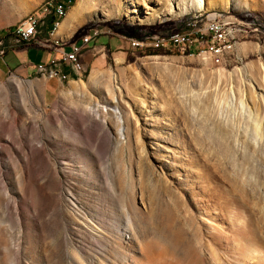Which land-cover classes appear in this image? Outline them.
Segmentation results:
<instances>
[{
	"label": "rangeland",
	"instance_id": "374dc122",
	"mask_svg": "<svg viewBox=\"0 0 264 264\" xmlns=\"http://www.w3.org/2000/svg\"><path fill=\"white\" fill-rule=\"evenodd\" d=\"M204 2L90 0L71 42L102 35L60 97L0 81V264H264V0ZM207 14L250 31L222 63L189 55L204 34L132 47Z\"/></svg>",
	"mask_w": 264,
	"mask_h": 264
},
{
	"label": "built area",
	"instance_id": "2783aa9c",
	"mask_svg": "<svg viewBox=\"0 0 264 264\" xmlns=\"http://www.w3.org/2000/svg\"><path fill=\"white\" fill-rule=\"evenodd\" d=\"M73 3L74 0H58L54 6L49 7L47 13L35 16L34 21L22 28L20 32L7 34L6 39L0 40V55L3 56L9 49L14 47L32 44L43 48H55L61 54V58L56 61H63V64L68 65L76 74L81 75L85 69L83 62L84 55H77V48H85V52L90 49L94 41L101 37L102 33L100 29H91L89 33L74 42L61 40L52 43L49 38H39V28L45 20H52L50 35L52 36L56 33V22L59 12L72 9ZM184 25L185 30H176L163 35H147V37L142 39H147V41H150L151 38L162 40L181 39L183 43L185 40H193V35L205 34V37H209V44H197V48L189 55L198 54L205 56L215 63H222L236 49L241 40L247 37V34H250L249 29H243V24L238 20L220 15L207 14L192 21H185ZM137 44L140 43H134V39H132V47H135ZM66 46L70 48L68 51L64 50ZM40 67H49V64L42 63L38 65V72H40ZM63 80H67V76Z\"/></svg>",
	"mask_w": 264,
	"mask_h": 264
},
{
	"label": "crops",
	"instance_id": "0c3cea01",
	"mask_svg": "<svg viewBox=\"0 0 264 264\" xmlns=\"http://www.w3.org/2000/svg\"><path fill=\"white\" fill-rule=\"evenodd\" d=\"M70 10V9H69ZM83 16H76L73 11H69L67 16L62 19L58 25L56 33L52 36L50 20H45L39 28V38H49L51 42L67 41L71 42L74 34L77 32L82 23ZM81 19V20H80ZM21 21V20H20ZM16 24H8L0 22V34L11 29ZM70 48L66 46L65 51ZM85 53V48L82 55ZM61 58V54L55 48H43L36 44L14 47L9 49L3 56L0 55V81L10 78L13 74L29 80H39L43 87V95L46 99L52 100L60 97L66 86L78 79L80 75L76 74L71 67L66 64L57 65L56 60ZM85 60L88 61L87 57ZM84 62V59H83ZM45 63L49 67H53L60 71V76L50 78L47 74L40 76L38 65ZM56 64V65H55ZM44 68V67H40ZM63 76H67V80H63Z\"/></svg>",
	"mask_w": 264,
	"mask_h": 264
},
{
	"label": "bare ground",
	"instance_id": "6f19581e",
	"mask_svg": "<svg viewBox=\"0 0 264 264\" xmlns=\"http://www.w3.org/2000/svg\"><path fill=\"white\" fill-rule=\"evenodd\" d=\"M196 1V5L197 6H202L205 4L204 0H195ZM54 5H51V7ZM50 4H44L42 6V8L33 13V14H29L27 15L24 19H22L17 25H15L14 27H12L11 29L5 31L4 33L0 34V40H4L7 38V34H10L12 32H20L22 30V28H24L26 25L30 24L32 21H34L35 16H40L43 13H47L49 10ZM90 7V0H80L77 5L74 7L73 9V14L76 16H85L87 14V11L89 10ZM196 8V7H195ZM69 10V9H68ZM68 10L67 11H60L58 14V22L60 23V21L62 19H64L67 14H68ZM218 15V14H217ZM223 16V15H220ZM198 18V17H197ZM81 20V19H80ZM193 20V19H192ZM59 23L56 25V30L59 28L58 25ZM244 27V25H243ZM205 36V34H204ZM202 37V36H201ZM200 38V37H199ZM206 38V37H205ZM204 38V39H205ZM194 40H185L183 43L181 42V39H174V40H162V39H154V40H150L146 42H142L140 40H134V43H140L137 44L135 46V48H148V47H152V43L154 45L157 46H161V47H166V48H191V46L194 43ZM206 42V41H205ZM208 44H209V37H208ZM196 48H194L195 50ZM84 48H77V55H82ZM193 50V52H194ZM59 64H63V61H59L57 62V65ZM56 65V64H55ZM40 74L45 75L47 74L50 78H54V77H58L60 76V71L53 68V67H44L40 69ZM63 79H66V76L62 77Z\"/></svg>",
	"mask_w": 264,
	"mask_h": 264
},
{
	"label": "trees",
	"instance_id": "16d2710c",
	"mask_svg": "<svg viewBox=\"0 0 264 264\" xmlns=\"http://www.w3.org/2000/svg\"><path fill=\"white\" fill-rule=\"evenodd\" d=\"M57 1H58V0H52V1H50V2H49L50 7H51V5H55V4L57 3ZM49 20H50V19H49ZM49 22H50V24H51V23H52V20H50ZM58 23H59V22L57 21V22H56V25H57ZM154 39H157V38H151V40H154ZM146 40H147V39H141L140 41H142V42H146ZM165 51H172V50H165ZM187 52H188V51H187Z\"/></svg>",
	"mask_w": 264,
	"mask_h": 264
}]
</instances>
